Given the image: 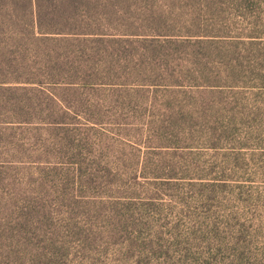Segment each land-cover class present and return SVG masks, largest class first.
<instances>
[{
  "label": "rangeland",
  "instance_id": "obj_1",
  "mask_svg": "<svg viewBox=\"0 0 264 264\" xmlns=\"http://www.w3.org/2000/svg\"><path fill=\"white\" fill-rule=\"evenodd\" d=\"M30 2L0 0V16ZM36 2L61 28L156 40L0 34L13 75L66 62L57 86L0 103L29 115L0 127V264H264V0ZM90 74L145 86L66 84Z\"/></svg>",
  "mask_w": 264,
  "mask_h": 264
},
{
  "label": "trees",
  "instance_id": "obj_2",
  "mask_svg": "<svg viewBox=\"0 0 264 264\" xmlns=\"http://www.w3.org/2000/svg\"><path fill=\"white\" fill-rule=\"evenodd\" d=\"M35 3L30 2L29 8L26 10L27 12L23 16L21 21L13 20L11 16H0V34H16L20 35L21 38L19 40L12 39L8 42H12V45L15 43H19V45H43L44 43L49 47H55L58 44H66V42L70 41H78V42H92L101 44L100 46H104L107 48H112L114 45L119 44H138V40H150V42L155 41L156 39H148L145 37H141L144 39H139V37H129V36H122L120 34H110V33H99V31H87V30H73L70 28H61L58 27L59 24L54 23V18L51 17L50 13L47 11H42L40 6H38L36 0ZM50 11V10H49ZM11 29V31H7ZM5 30V31H3ZM133 36V35H130ZM6 42V41H2ZM1 42V43H2ZM7 42V43H8ZM164 43H170L168 39H164ZM6 44V43H5ZM1 45V44H0ZM3 45V44H2ZM20 47V46H19ZM16 48V47H14ZM21 48V47H20ZM19 48V49H20ZM98 56V55H97ZM14 57V56H13ZM99 56L96 59L89 57L87 61L85 58H79L76 56L72 63H77V67L74 69L84 68L88 69V67H92L93 64L97 65ZM117 60H126L120 57H116ZM21 60L19 55L18 58H12L11 52L5 50L0 51V83H16V84H26L31 85L35 88H42L43 85L49 86H57L60 84L61 81H64L63 75H59L60 71L62 70V66L66 64V62H61L59 60L56 61V70L53 74L48 76L46 79L41 80L38 78H24L17 75H13V72L16 71L18 67H16ZM67 61V60H66ZM104 63L108 64L109 67L107 68L108 71L111 70L110 67L112 62H115V59L110 57L109 55L105 56ZM17 64V65H16ZM141 64L139 62L140 67ZM94 66L93 68H95ZM45 70V68H44ZM48 71V70H45ZM52 72V71H49ZM73 79H68L66 84H68L71 88H87L97 91L101 88H133L138 89L144 87L145 85L142 84L143 79H131L122 82H118L117 78L113 77V75H109L105 79V81H101L98 77L90 74L88 76L79 77L73 76ZM127 82V83H126ZM131 82V83H128ZM145 82V81H144ZM153 86H159L153 84ZM39 90V89H38ZM16 117L10 118L11 123H28L29 115L24 111H18L14 113ZM58 124H62L61 122Z\"/></svg>",
  "mask_w": 264,
  "mask_h": 264
},
{
  "label": "crops",
  "instance_id": "obj_3",
  "mask_svg": "<svg viewBox=\"0 0 264 264\" xmlns=\"http://www.w3.org/2000/svg\"><path fill=\"white\" fill-rule=\"evenodd\" d=\"M35 87L26 84H16V83H0V103L6 104L9 99L22 102L24 94H30L35 91ZM37 90V89H36ZM18 95V99L14 98ZM29 101V100H28ZM11 108L4 106L0 107V127H15L23 123H11L10 118L16 117L14 113L16 111L10 112Z\"/></svg>",
  "mask_w": 264,
  "mask_h": 264
}]
</instances>
